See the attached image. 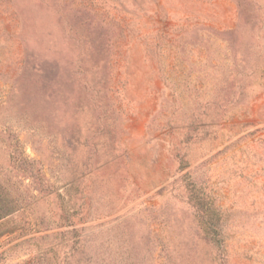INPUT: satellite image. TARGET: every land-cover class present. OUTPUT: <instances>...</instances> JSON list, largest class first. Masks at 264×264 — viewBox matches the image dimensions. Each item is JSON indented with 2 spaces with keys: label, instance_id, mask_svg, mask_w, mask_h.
Listing matches in <instances>:
<instances>
[{
  "label": "rangeland",
  "instance_id": "1",
  "mask_svg": "<svg viewBox=\"0 0 264 264\" xmlns=\"http://www.w3.org/2000/svg\"><path fill=\"white\" fill-rule=\"evenodd\" d=\"M0 264H264V0H0Z\"/></svg>",
  "mask_w": 264,
  "mask_h": 264
}]
</instances>
